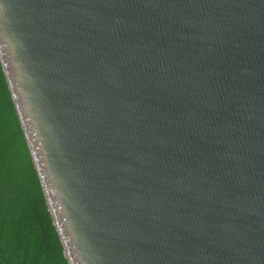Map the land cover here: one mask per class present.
Returning a JSON list of instances; mask_svg holds the SVG:
<instances>
[{"label":"water","instance_id":"obj_1","mask_svg":"<svg viewBox=\"0 0 264 264\" xmlns=\"http://www.w3.org/2000/svg\"><path fill=\"white\" fill-rule=\"evenodd\" d=\"M0 62L69 264H264V0H0Z\"/></svg>","mask_w":264,"mask_h":264},{"label":"trees","instance_id":"obj_2","mask_svg":"<svg viewBox=\"0 0 264 264\" xmlns=\"http://www.w3.org/2000/svg\"><path fill=\"white\" fill-rule=\"evenodd\" d=\"M0 264H69L1 62Z\"/></svg>","mask_w":264,"mask_h":264}]
</instances>
